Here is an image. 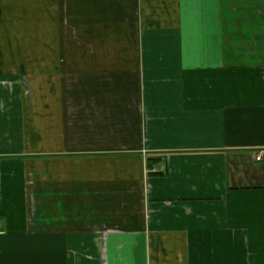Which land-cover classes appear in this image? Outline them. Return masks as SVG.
Segmentation results:
<instances>
[{"label":"crops","instance_id":"0c3cea01","mask_svg":"<svg viewBox=\"0 0 264 264\" xmlns=\"http://www.w3.org/2000/svg\"><path fill=\"white\" fill-rule=\"evenodd\" d=\"M0 264H264V0H0Z\"/></svg>","mask_w":264,"mask_h":264},{"label":"built area","instance_id":"2783aa9c","mask_svg":"<svg viewBox=\"0 0 264 264\" xmlns=\"http://www.w3.org/2000/svg\"><path fill=\"white\" fill-rule=\"evenodd\" d=\"M257 159L260 160V157H258Z\"/></svg>","mask_w":264,"mask_h":264}]
</instances>
